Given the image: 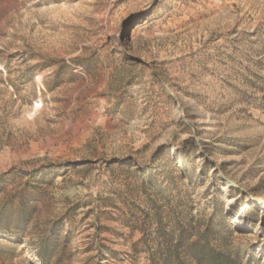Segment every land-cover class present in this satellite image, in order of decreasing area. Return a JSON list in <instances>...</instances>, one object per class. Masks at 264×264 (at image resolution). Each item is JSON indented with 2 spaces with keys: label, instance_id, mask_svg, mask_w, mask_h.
<instances>
[{
  "label": "rangeland",
  "instance_id": "rangeland-1",
  "mask_svg": "<svg viewBox=\"0 0 264 264\" xmlns=\"http://www.w3.org/2000/svg\"><path fill=\"white\" fill-rule=\"evenodd\" d=\"M155 212L264 264V0H0V264H149Z\"/></svg>",
  "mask_w": 264,
  "mask_h": 264
},
{
  "label": "trees",
  "instance_id": "trees-1",
  "mask_svg": "<svg viewBox=\"0 0 264 264\" xmlns=\"http://www.w3.org/2000/svg\"><path fill=\"white\" fill-rule=\"evenodd\" d=\"M154 215L156 236L151 242L153 246L143 242L149 264H251L249 260L243 263L244 256L239 250H230L232 231L225 225L201 228L188 222L170 226L161 222L157 212ZM145 216L149 217V214ZM53 247L54 238L49 235L35 254L41 264H49Z\"/></svg>",
  "mask_w": 264,
  "mask_h": 264
}]
</instances>
